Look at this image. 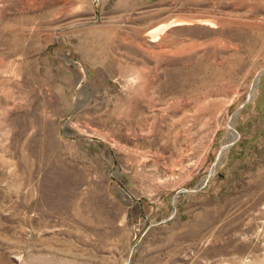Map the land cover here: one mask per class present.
Segmentation results:
<instances>
[{"label":"rangeland","instance_id":"1","mask_svg":"<svg viewBox=\"0 0 264 264\" xmlns=\"http://www.w3.org/2000/svg\"><path fill=\"white\" fill-rule=\"evenodd\" d=\"M0 264H264V0H0Z\"/></svg>","mask_w":264,"mask_h":264},{"label":"bare ground","instance_id":"2","mask_svg":"<svg viewBox=\"0 0 264 264\" xmlns=\"http://www.w3.org/2000/svg\"><path fill=\"white\" fill-rule=\"evenodd\" d=\"M261 72H262V71H261ZM257 81H258V79H257ZM254 89H256V85L254 86ZM230 131H231V133H232V136H233V138H232V139H235V138H236V134L234 133V131H233L232 127H230Z\"/></svg>","mask_w":264,"mask_h":264}]
</instances>
